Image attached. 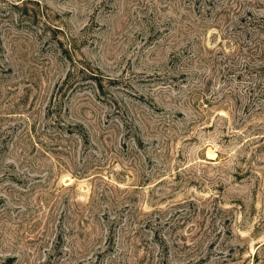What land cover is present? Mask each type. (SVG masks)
Instances as JSON below:
<instances>
[{"label": "rangeland", "instance_id": "rangeland-1", "mask_svg": "<svg viewBox=\"0 0 264 264\" xmlns=\"http://www.w3.org/2000/svg\"><path fill=\"white\" fill-rule=\"evenodd\" d=\"M0 264H264V0H0Z\"/></svg>", "mask_w": 264, "mask_h": 264}, {"label": "trees", "instance_id": "trees-1", "mask_svg": "<svg viewBox=\"0 0 264 264\" xmlns=\"http://www.w3.org/2000/svg\"><path fill=\"white\" fill-rule=\"evenodd\" d=\"M93 79H96V78H93ZM96 81V84L99 86H101V84H100V82H97V80H95Z\"/></svg>", "mask_w": 264, "mask_h": 264}]
</instances>
